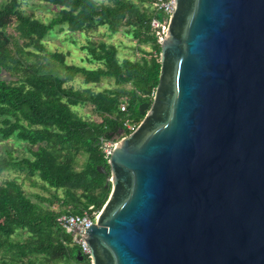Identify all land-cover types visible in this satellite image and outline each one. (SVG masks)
<instances>
[{
  "label": "water",
  "instance_id": "1",
  "mask_svg": "<svg viewBox=\"0 0 264 264\" xmlns=\"http://www.w3.org/2000/svg\"><path fill=\"white\" fill-rule=\"evenodd\" d=\"M159 63L107 160L90 264H264V0H174Z\"/></svg>",
  "mask_w": 264,
  "mask_h": 264
},
{
  "label": "trees",
  "instance_id": "2",
  "mask_svg": "<svg viewBox=\"0 0 264 264\" xmlns=\"http://www.w3.org/2000/svg\"><path fill=\"white\" fill-rule=\"evenodd\" d=\"M54 7L47 21L22 8L25 0H0V138L23 142L30 157L0 155V174L23 172L38 179L48 196L35 201L11 179L0 183V264H58L90 262L77 258L80 249L58 224L64 213L82 214L89 206L101 209L110 193L105 186L107 160L102 146L130 133L123 122L141 121L138 106L147 100L148 88L158 83L160 44L151 26L165 16L144 0H39ZM100 27L114 34L126 28L137 42L149 44L137 60H119L109 43L80 46L87 65L68 63L62 51H48L46 37L56 28L69 33H89ZM84 84L114 79L102 91L68 86L76 77ZM124 103L126 110L121 111ZM91 106L99 120L82 117L78 106ZM78 157L84 162L75 164ZM104 166L106 171L100 172ZM57 204L58 208H52ZM18 230L22 242H12ZM7 256V257H5Z\"/></svg>",
  "mask_w": 264,
  "mask_h": 264
},
{
  "label": "rangeland",
  "instance_id": "3",
  "mask_svg": "<svg viewBox=\"0 0 264 264\" xmlns=\"http://www.w3.org/2000/svg\"><path fill=\"white\" fill-rule=\"evenodd\" d=\"M99 2H107L108 0H97ZM134 2H139L140 0H133ZM144 6L148 5L149 0H144ZM153 7V4H152ZM22 8L28 13H31L35 18H39L42 21H47L54 14V7L46 5L39 0H25L22 3ZM87 38L97 44L100 42H105L112 44L117 50V56L119 60L129 59V60H137L141 56L140 49L150 50L149 44H141L137 46L136 39L127 32L126 28L120 29V31L111 34L106 28L100 27L95 31H91L89 33L80 34L77 33H69L66 29L59 30L55 29L51 32L45 40V46L48 51H62L67 54V62L74 63L78 65H87L85 61L82 60L85 52L80 48V46L87 44ZM114 79L112 78H103L101 82L97 84H84L82 81V77H76L72 82L68 83V86H72L73 88H91L93 91H102L105 88L114 87ZM147 100L143 102H150L152 99V95H147ZM77 113L82 117H90L91 119L99 120L96 114L93 112L91 106H78L76 108ZM139 124V123H138ZM120 138H117L115 142H118ZM12 155L17 158L22 157H30V153L25 148L23 142H20L14 138L8 140H1L0 138V155ZM84 162L83 157H78L75 167L78 169L82 166ZM16 179L21 185L24 192L29 196L30 199L35 201V195H43L48 196L49 192L42 188L41 182L33 178V180H29L26 178L23 172L17 171H6L0 174V183ZM52 208L57 209L58 205L55 204ZM26 232L22 230L16 231L12 236V242H22L26 237ZM3 257V251L0 250V262ZM7 257V256H5ZM8 258V257H7ZM58 264H78L75 261L71 262H60ZM82 264H90V262L85 261Z\"/></svg>",
  "mask_w": 264,
  "mask_h": 264
},
{
  "label": "built area",
  "instance_id": "4",
  "mask_svg": "<svg viewBox=\"0 0 264 264\" xmlns=\"http://www.w3.org/2000/svg\"><path fill=\"white\" fill-rule=\"evenodd\" d=\"M153 8L165 16V20L160 23L156 19H152L151 26L157 36V42L160 44L163 40L168 17L173 12L174 0H153ZM154 89L149 95L153 96ZM121 111L126 110L124 103L120 106ZM123 125L132 132L136 128V124L129 118H126ZM115 141L105 142L102 146L104 157L108 160L109 155L114 147ZM101 209L89 206L82 214L64 213L58 216L57 222L59 226L68 234L71 235V244L79 247L80 252L89 259V248L83 239V231L94 222V218L98 215Z\"/></svg>",
  "mask_w": 264,
  "mask_h": 264
}]
</instances>
